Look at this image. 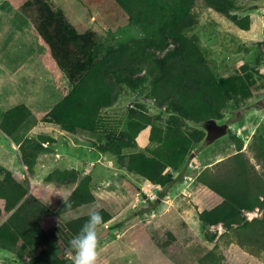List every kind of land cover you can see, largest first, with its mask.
I'll return each instance as SVG.
<instances>
[{
	"label": "rangeland",
	"instance_id": "rangeland-1",
	"mask_svg": "<svg viewBox=\"0 0 264 264\" xmlns=\"http://www.w3.org/2000/svg\"><path fill=\"white\" fill-rule=\"evenodd\" d=\"M45 1L62 12L76 31L95 32L99 57L145 36L122 0ZM233 2L228 12L215 9L207 0H196L192 8L196 23L185 33L198 37L215 76L234 82L220 119L180 117L186 128L202 130L204 137L192 144L183 164L165 169L167 177H175L181 170L185 177L155 204L167 187L128 164L134 152L154 155L163 139L153 140L152 129L167 128L177 114L171 105L159 101L153 88L155 76L160 74L157 59L166 57L178 44L171 41L163 48L150 47L148 57L138 55L125 69L128 83L119 85L116 100L99 110L96 128L70 132L42 119L74 84L40 33L35 0H0V123L13 106L25 104L31 112L13 135L0 127V181L11 170L29 194L53 209L84 179L96 196L94 202L46 218L42 225L51 239L45 245L34 244V254L69 259L72 237L56 228L99 206L112 217L98 228L97 264H264V247L259 245L257 232L262 227L254 223L255 218L264 217L263 205L240 209L216 224L203 221L199 214L200 209L223 202L207 181L212 174L233 169L230 157L239 151L236 138H241V151L250 162L264 170L256 152L257 137H264V0ZM160 83L166 84L165 75L158 86ZM158 93H164V88ZM137 113H145L150 122L133 145H122L118 154L116 145L128 139L127 130ZM38 134L50 138L39 145L37 161L30 169L20 145ZM57 170L66 173L60 178ZM247 231L252 242L242 245L239 241L246 238ZM0 264L29 261L0 246Z\"/></svg>",
	"mask_w": 264,
	"mask_h": 264
},
{
	"label": "trees",
	"instance_id": "trees-1",
	"mask_svg": "<svg viewBox=\"0 0 264 264\" xmlns=\"http://www.w3.org/2000/svg\"><path fill=\"white\" fill-rule=\"evenodd\" d=\"M122 1L128 6L132 20L145 32V36L120 47L109 56L99 57L95 50L94 31H76L63 13L53 9L49 2L35 0L38 7L36 23L40 33L48 43L51 55L74 84L42 119L57 123L70 132L80 128L95 129L99 110L116 100L121 83H128L125 69L129 63L140 54L148 57L150 47L163 48L171 41L176 42L178 46L173 51L166 57L157 59L160 74L155 76L153 89L159 101L164 105H171L177 114L167 128L152 129L150 137L153 140L163 139L154 155L134 152L128 164L131 169H138L167 187L160 191L155 203L158 204L167 195L168 189L185 177L183 170L175 177H167L165 169L169 165L178 167L183 164L192 144L204 137L202 130L186 128L180 117L200 121L220 119L227 106V96L234 80L217 78L206 62L198 37L185 33L196 23L192 14L196 0ZM207 1L219 11L228 12L234 6L233 0ZM244 27L248 28V25ZM111 63L115 65H110ZM164 75L166 84L160 83L158 86ZM161 87L164 88V93L160 94L158 92ZM30 115L25 104L13 106L5 112L0 127L6 134L13 135ZM149 122L145 113L134 114L127 130L128 139L119 140V144H115L117 153L121 154L122 145H133L137 135ZM49 138V135L38 134L37 137H27L21 142L23 159L30 169H33L37 161L41 149L39 145ZM256 140L257 156L264 167V137L259 135ZM236 142L239 151L230 157L233 169L229 168L218 175L212 174L207 181L223 198V202L212 209H200V218L209 224L221 222L240 209H254L258 205L264 207V170L259 171L241 151V138H236ZM56 172L60 178L66 173L63 170ZM95 200L96 196L88 180L84 179L57 209H53L37 196L29 194L27 186L19 177L11 170H6L0 181V222L3 220L0 224V246L19 253L28 259L29 264H72L65 257L46 259L45 255H36L32 246L36 243L45 245L51 239L42 225L46 218L64 214ZM100 212L104 222L111 219L107 209L102 208ZM87 219L85 214L68 220L56 229L70 238L79 232ZM254 220V223L262 227L257 232L259 231V245L264 247V217ZM250 231H247L246 238L239 241L242 245L252 242Z\"/></svg>",
	"mask_w": 264,
	"mask_h": 264
},
{
	"label": "clouds",
	"instance_id": "clouds-1",
	"mask_svg": "<svg viewBox=\"0 0 264 264\" xmlns=\"http://www.w3.org/2000/svg\"><path fill=\"white\" fill-rule=\"evenodd\" d=\"M88 219L83 223L79 232L69 240L72 264H97L99 256L98 228L104 224L99 206L87 213ZM106 227V225H105Z\"/></svg>",
	"mask_w": 264,
	"mask_h": 264
},
{
	"label": "water",
	"instance_id": "water-1",
	"mask_svg": "<svg viewBox=\"0 0 264 264\" xmlns=\"http://www.w3.org/2000/svg\"><path fill=\"white\" fill-rule=\"evenodd\" d=\"M104 233V232H103Z\"/></svg>",
	"mask_w": 264,
	"mask_h": 264
}]
</instances>
